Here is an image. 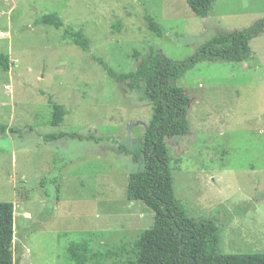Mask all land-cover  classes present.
Instances as JSON below:
<instances>
[{"label": "rangeland", "instance_id": "1", "mask_svg": "<svg viewBox=\"0 0 264 264\" xmlns=\"http://www.w3.org/2000/svg\"><path fill=\"white\" fill-rule=\"evenodd\" d=\"M141 1L163 37L134 0H0V203L13 205L17 264H74L68 250L83 245L87 264H135L131 243L154 220L125 199L141 160L118 151L141 146L152 116L130 82L135 54L153 48L183 62L264 19V0H215L204 19L185 0ZM47 13L81 27L89 51L34 25ZM249 48L243 62L202 61L175 81L189 98L190 132L166 139L175 197L187 216L217 219L227 255L264 253V26ZM47 97L64 108L59 127Z\"/></svg>", "mask_w": 264, "mask_h": 264}, {"label": "trees", "instance_id": "2", "mask_svg": "<svg viewBox=\"0 0 264 264\" xmlns=\"http://www.w3.org/2000/svg\"><path fill=\"white\" fill-rule=\"evenodd\" d=\"M143 19L148 30L156 37H163L161 26L151 17L141 0ZM191 13L197 18H207L215 0H185ZM34 25H46L61 30V40L89 51V40L81 27L65 25L55 13L38 17ZM264 26L260 24L245 32H233L211 38L188 60L174 62L150 48L147 54L138 55L136 70L129 74L134 89L141 90L152 106L151 120L142 136L141 146L131 151L118 145V151L141 160L143 170L129 174L125 187V199L129 203L141 202L154 214L153 225L144 230L131 243L136 253L135 264H264V253L223 254L219 249L217 219L213 216L191 218L186 215L182 203L175 197L172 187L170 159L166 146L169 137L187 136L190 132L187 120L188 96L175 86V81L197 63H240L251 57L250 38ZM103 68L100 58H94ZM51 106V127H59L65 114L62 105L47 97ZM4 128L0 127V133ZM59 134L58 137H64ZM69 137L73 138L74 135ZM79 140L103 139L94 136ZM14 217L12 203H0V264H17L13 259ZM69 259L74 264H87L90 257L86 245L70 247Z\"/></svg>", "mask_w": 264, "mask_h": 264}, {"label": "crops", "instance_id": "3", "mask_svg": "<svg viewBox=\"0 0 264 264\" xmlns=\"http://www.w3.org/2000/svg\"><path fill=\"white\" fill-rule=\"evenodd\" d=\"M86 257H90V256H89V253H87Z\"/></svg>", "mask_w": 264, "mask_h": 264}]
</instances>
